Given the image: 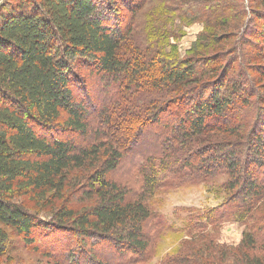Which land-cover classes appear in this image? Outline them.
<instances>
[{"label":"trees","instance_id":"obj_1","mask_svg":"<svg viewBox=\"0 0 264 264\" xmlns=\"http://www.w3.org/2000/svg\"><path fill=\"white\" fill-rule=\"evenodd\" d=\"M138 1L0 0V256L12 236L50 264H143L165 230L150 201L209 184L218 204L157 264H264L263 12ZM177 20L203 24L183 56ZM228 223L236 248L216 240Z\"/></svg>","mask_w":264,"mask_h":264},{"label":"rangeland","instance_id":"obj_2","mask_svg":"<svg viewBox=\"0 0 264 264\" xmlns=\"http://www.w3.org/2000/svg\"><path fill=\"white\" fill-rule=\"evenodd\" d=\"M166 1L169 0H162L161 2ZM228 1L229 2L227 4L221 6H227L229 12L236 11L238 13H241L242 16L238 17V19H240V22L243 23L244 26L249 24L248 21L249 19H251L254 12H263L262 15L264 17V0ZM128 2L135 8L139 5H142V3L138 0H128ZM153 5L154 3L152 4V6ZM125 12L126 13H124L123 11V15H125V20H123L121 27L128 26V23L132 20L131 15L127 14L128 11L125 10ZM263 25L264 23L261 22L258 31L264 30ZM174 26L183 30L182 36L180 37V40L177 43L178 49L181 55L183 56L184 53L192 47L198 35L203 31V24H201L200 22H196L190 27L185 28L177 20L175 21ZM225 31L229 32L230 30L227 29ZM261 32L264 33L263 31ZM254 33L256 32H253V34ZM257 42L258 40L255 42V45H257ZM250 51H254V49H250ZM228 52L230 53L231 51ZM260 63L262 62L258 60H253L249 64L259 65ZM237 67L242 68L243 64H241V62H238ZM79 68L80 69L78 72L81 77L85 80V87L88 94L94 97L95 99H104V95L102 93V85L100 84L98 79L86 70V66L82 67V65H79ZM245 70L250 73L249 68ZM254 77H256L255 80L258 81L262 87H264V79H260L259 81V77ZM149 135L155 136V133L150 132ZM261 172H264V170ZM215 187L217 186L213 185L211 187L209 184L200 185L197 187H183L177 190L163 192L161 195L157 196L156 198H153L150 201L152 202L151 205L154 211L157 212V214L159 215L161 224L165 227V230L163 232V239L158 240L154 243L151 258L143 264H157V262L162 257L168 254V252H170L172 248L177 246L179 238H177L178 235L175 236V234L181 228L182 221L188 215V211L199 209L204 210L207 208L215 207L218 204L219 201L214 196V191L216 190ZM22 201L24 203H27V200ZM57 205L59 206V204ZM243 230L244 227L241 226V224H224L219 227L216 234V240L220 245L236 248L242 239ZM43 244H38L37 247H39V251L36 252L23 245V243L19 239L10 236L9 242L5 244L4 254L0 256V264H50V259H48L45 254L47 255L48 252L55 253V250H49L47 247H44ZM65 251L66 250L56 252V258L58 260H61L62 256L65 254ZM102 255V257H99L102 261H105L106 259H113L114 257L112 252L106 257H104V255H106L105 252H103Z\"/></svg>","mask_w":264,"mask_h":264}]
</instances>
